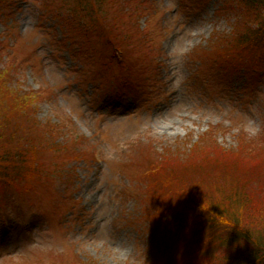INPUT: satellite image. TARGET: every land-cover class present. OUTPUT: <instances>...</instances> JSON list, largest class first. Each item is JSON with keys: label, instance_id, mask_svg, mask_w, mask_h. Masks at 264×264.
<instances>
[{"label": "rangeland", "instance_id": "rangeland-1", "mask_svg": "<svg viewBox=\"0 0 264 264\" xmlns=\"http://www.w3.org/2000/svg\"><path fill=\"white\" fill-rule=\"evenodd\" d=\"M75 4L0 1V71L9 70L10 85L32 95L36 120L58 124L55 131L44 126V135L61 145H39L50 183L2 191L0 264H71L78 257L89 264H158L160 238L139 221L131 194L144 191L141 163L166 155L176 173L201 141L214 143L215 156L206 152L199 162L192 154L193 172L185 167L183 181L203 183L207 195L213 193L208 182L227 179L220 167L241 164L252 181L239 194L256 200L257 187L264 190V56L236 60L217 52L219 37L243 13L236 0H130L142 36L125 37L121 54L105 68L99 56L112 52V42L84 27L89 36L79 43L69 29L86 19L78 11L71 16ZM77 44L83 50L73 53ZM117 61L130 65L127 90L112 82ZM243 142V152L257 146V154H236ZM186 238L190 247H178V256L193 248L191 235ZM237 244L247 251L244 240ZM233 252L230 246L222 260L195 253L180 264H234ZM171 256L166 264L177 262Z\"/></svg>", "mask_w": 264, "mask_h": 264}, {"label": "trees", "instance_id": "trees-1", "mask_svg": "<svg viewBox=\"0 0 264 264\" xmlns=\"http://www.w3.org/2000/svg\"><path fill=\"white\" fill-rule=\"evenodd\" d=\"M73 1L76 4L70 9L71 16L78 11L81 17L86 19L85 26L79 28L81 21L75 20L70 28L75 27L69 29L81 39L79 43L81 44L89 36L87 31H82L84 27L99 30L100 36L107 35V41L112 42V52L99 56L101 65L105 68L113 66L116 51L121 54L119 46L125 37L127 40L132 39L137 33L142 36L138 24L140 13L130 7V0ZM236 4L239 8L243 7V13L239 14L237 24L230 33L219 37L216 50L222 53L223 58L231 59L236 56V60H245L246 54L261 58L264 56L262 54L264 0H236ZM68 41L74 43L73 37L70 36ZM77 45L78 49L73 53L83 50L79 44ZM116 64L118 73L114 75L112 82L118 88L127 90L130 86V65L122 64L120 61ZM7 71H0V201L3 194L7 196L8 193L22 189L33 190L44 181L50 183L52 171L39 160L38 150L39 145L43 144L42 140L44 144H49L48 137L44 135L46 128L55 131L58 125L51 122L40 123L36 120L35 100L32 95H27L10 85ZM50 134L53 133L49 132L48 136ZM56 137L53 135L49 138ZM57 139H49L51 140L49 145L54 148L61 146L60 140ZM251 142L253 141L249 143ZM201 144H198L199 148L195 152L190 153L188 160L185 159L184 163L179 164L181 168L176 173L177 168L168 169L169 159L166 155H156L153 160L145 159L141 163L138 177L139 182L144 186V191L135 195L131 190V194L141 214L139 221L148 232L155 233L160 238L156 244L154 259L157 258L158 264H166L173 252L178 256L180 252L178 247L182 245L184 247L188 243L186 237L191 235L190 242L193 248L179 255L174 264L184 263L195 253L201 252V256L215 253L216 257L222 260L230 246L234 248V252L231 253L234 264H264V190L260 186L257 187L258 190L254 191L257 194L256 200H253L251 197L253 195L248 192L249 196L244 193L239 194L243 188L247 191V186L252 181L249 175L252 174L243 171L241 164L234 163L220 167L227 179L215 181L220 177L218 176L208 182L207 188L213 190V193L202 195L204 184L197 181L195 185L199 187L187 185L183 181L188 175L184 170L187 167L189 172H193V168L188 164L192 154H197L198 158H201L199 162L204 159L206 152H212L213 156L217 154L214 150L218 147L214 143L207 145L201 141ZM241 144L243 146L236 154L246 156L257 154L255 149L257 146H252L253 150L243 152L241 149L247 148L248 143ZM196 146L197 143L192 150H195ZM173 156L169 155V157ZM242 163L244 164L245 161L243 160ZM194 174L202 177L204 181L207 178L199 173V168L195 169ZM2 191L4 193L1 195ZM231 196H234V199ZM245 202L250 205L244 206ZM246 221L251 224H245ZM175 235L177 238L173 239ZM241 240L247 243L246 252H241L240 249L243 247L237 244ZM200 244L203 247L207 245L210 247L206 249ZM188 247H190L189 243L185 249ZM71 264H89V262L78 257Z\"/></svg>", "mask_w": 264, "mask_h": 264}]
</instances>
